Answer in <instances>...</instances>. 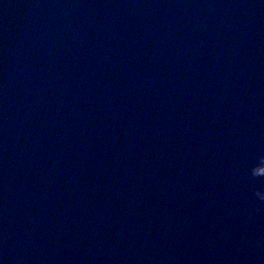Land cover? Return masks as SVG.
Masks as SVG:
<instances>
[{
    "label": "water",
    "instance_id": "95a60500",
    "mask_svg": "<svg viewBox=\"0 0 264 264\" xmlns=\"http://www.w3.org/2000/svg\"><path fill=\"white\" fill-rule=\"evenodd\" d=\"M0 264H264V0H0Z\"/></svg>",
    "mask_w": 264,
    "mask_h": 264
}]
</instances>
